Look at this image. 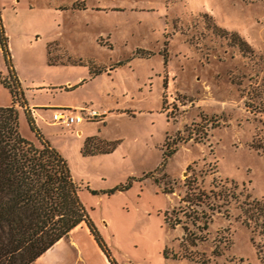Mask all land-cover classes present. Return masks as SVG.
<instances>
[{"label":"rangeland","instance_id":"rangeland-1","mask_svg":"<svg viewBox=\"0 0 264 264\" xmlns=\"http://www.w3.org/2000/svg\"><path fill=\"white\" fill-rule=\"evenodd\" d=\"M0 9L10 54L0 47V77L11 68L19 80L18 130L63 156L90 221L30 264H264V234L240 207L264 199V150L252 145L264 146V89L252 90L264 84V0ZM11 102L0 80V105ZM64 103L103 114L67 127L52 117ZM217 181L239 198L204 196Z\"/></svg>","mask_w":264,"mask_h":264},{"label":"trees","instance_id":"trees-1","mask_svg":"<svg viewBox=\"0 0 264 264\" xmlns=\"http://www.w3.org/2000/svg\"><path fill=\"white\" fill-rule=\"evenodd\" d=\"M216 29L229 33L221 27ZM230 37L242 49L250 50L237 33L230 32ZM0 47L8 62V36L1 9ZM9 76L0 77L12 94L10 104L0 105V264H30L81 221L88 226L90 221L79 198V184L73 180L63 156L43 139L41 145H35L21 136L16 105L23 104L22 90L11 68ZM260 88L263 90L264 84H256L252 90ZM261 101L264 104V96ZM257 107L264 110V105ZM29 123L34 127L31 116ZM252 145L264 150L255 140ZM175 149L171 146L164 153L171 155ZM220 182L203 195L220 200L217 205L239 198L233 185ZM240 207L246 224L264 234V199L246 197L241 199Z\"/></svg>","mask_w":264,"mask_h":264},{"label":"built area","instance_id":"built-area-1","mask_svg":"<svg viewBox=\"0 0 264 264\" xmlns=\"http://www.w3.org/2000/svg\"><path fill=\"white\" fill-rule=\"evenodd\" d=\"M103 113L95 108L62 106L54 109L52 117L55 121L67 127H72L83 120H90L101 116Z\"/></svg>","mask_w":264,"mask_h":264},{"label":"crops","instance_id":"crops-1","mask_svg":"<svg viewBox=\"0 0 264 264\" xmlns=\"http://www.w3.org/2000/svg\"><path fill=\"white\" fill-rule=\"evenodd\" d=\"M81 76H82V75H81ZM81 76H79L78 79H80ZM82 79H83V78H82ZM68 104H69V103H64V104H62V105L60 104L59 106H68ZM74 106H76V104H74ZM32 109H33V108H32ZM32 109H31V108H28V110H31V111H32ZM80 123H81V122H80ZM80 123H78V124H80ZM80 130H81V129L78 128V131H80Z\"/></svg>","mask_w":264,"mask_h":264}]
</instances>
